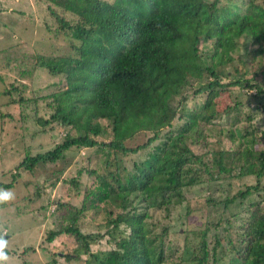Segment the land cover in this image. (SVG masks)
Instances as JSON below:
<instances>
[{"label":"trees","instance_id":"obj_1","mask_svg":"<svg viewBox=\"0 0 264 264\" xmlns=\"http://www.w3.org/2000/svg\"><path fill=\"white\" fill-rule=\"evenodd\" d=\"M44 1L63 52H39L35 39L32 47L29 40L20 42L23 49L15 46L29 58H5L18 78L36 70L52 77L43 86L49 92L32 99L18 84L7 90L19 92L13 102L20 106L33 101L38 108L44 100L41 114L33 108L27 122L30 146L16 168L56 166L79 148L103 156L102 168H93L86 156L78 176L63 179L80 205L53 202L54 228L46 231V241L72 235L92 254L90 246L107 236L110 247L92 254L94 264H264V128L256 121L259 110L251 107L257 100L264 109V0ZM43 24L50 28V21ZM236 88L248 91L241 93L244 101L233 95L232 104L217 109L221 93L231 97ZM61 129L64 134L54 139ZM140 132H146L142 142L129 146ZM49 135L52 141L31 150L38 136ZM200 140L209 155L189 147ZM244 177L255 182L233 191V182ZM198 187L206 190V207L241 210L235 212L240 224L224 243L216 237L209 247L207 241L210 226L222 218L182 232L173 226L183 205L187 216L195 212L191 201ZM34 190L38 200L40 188ZM63 207L72 208L67 218ZM88 209L104 211L100 227L106 232L81 231L78 220Z\"/></svg>","mask_w":264,"mask_h":264},{"label":"rangeland","instance_id":"obj_2","mask_svg":"<svg viewBox=\"0 0 264 264\" xmlns=\"http://www.w3.org/2000/svg\"><path fill=\"white\" fill-rule=\"evenodd\" d=\"M241 2V0H233ZM66 17L71 15L66 11ZM43 21H50V28L45 29ZM55 20L49 14L47 2L44 0H0V182L9 183L13 179V185L5 188L0 187V190H8L12 193V198L8 201L0 202V234L3 239L7 241L5 252L8 255L6 264H94L92 254L99 250H106L110 245L106 244L107 236L103 239L95 241L96 246H90V253L83 252L84 249L79 247L74 236L65 235L57 236L52 242L46 241V231L53 229V213H55V200L60 202H67L70 205H80V201L73 197V191L70 190L68 182L64 178L78 176L76 169L85 160L86 156H90L89 163L93 168L100 167L101 153L89 152L84 148H79L77 151H71L67 154L64 160H61L58 165L49 166L39 163L33 169L23 170L16 168L23 156L26 154L28 146H30L29 133L33 132V128H27V122L35 113L33 108V101L27 102V107L18 105L13 102L18 93L14 90L7 91L11 88L12 84L21 86V93L23 96L32 99L36 95H43L49 91H44L43 86L51 81L52 77L43 70H36L32 76L25 73L22 78H18L13 69V65L9 63L6 65L5 58H11L19 61L20 59L29 58L31 54H26L24 51H15V46L23 49L24 45L20 42L29 40L33 44L35 39L39 42L35 45L39 52L45 54L63 52V42L61 37H56L55 33ZM21 38V40H19ZM251 43H247V48H252ZM204 52V48L202 51ZM246 50L244 48L240 51L242 59L245 58ZM236 56V54H234ZM240 61V60H239ZM241 64H243L240 61ZM233 62V65H236ZM260 66H262L260 64ZM227 70L232 71L231 63L226 65ZM245 67H240L243 71ZM249 72L253 70L251 67ZM250 76V74L248 73ZM263 78V76H259ZM242 91L247 93L245 89L236 88L233 90L232 95L227 90L221 93L217 99V109H223L226 105L234 102L233 95H236L237 101L246 98L245 94L241 95ZM249 92H253L250 90ZM203 97H195L189 100L187 105L192 109L197 100H202ZM38 104V112L41 114L40 108L42 102ZM257 101V100H256ZM252 101L251 107L253 110H259L257 115V124L264 128V109L260 110L257 105L258 102ZM40 107V108H39ZM29 111V113H27ZM25 114L30 117L26 118ZM216 120L214 128L219 129L221 123ZM180 121H174L176 126ZM261 123V124H260ZM64 134L61 129L57 132L59 139ZM146 132H140L134 137L133 140L127 141L129 146L140 144L145 137ZM38 136L35 139L34 145L36 149L31 147L33 152H37V146L40 143L45 145V142L52 141L50 135ZM208 141L212 138L207 139ZM226 141V138H224ZM203 141L195 142L189 147L194 153H199L204 156L209 155V146H203ZM44 148V147H43ZM87 164L85 160L83 162ZM18 169V170H17ZM59 172H56L58 171ZM17 172V174H15ZM15 176H14V174ZM92 181V177L89 178ZM233 182L232 190L243 187L248 183H254L255 179L240 178ZM83 181V178H82ZM264 185V177L260 180ZM40 188V198L34 200L35 187ZM264 189V186H263ZM194 198L191 201V206L195 212H191L187 216L185 205L181 207V211L174 217V228L184 229L190 227L191 229L203 227L205 222H218L222 218V222L218 226H210V231L207 234V241L210 246L213 244L214 239L222 238L221 242L224 243L229 234H234V228L240 224L239 212L235 205H230L226 210L222 205L206 207L204 199L206 190L198 187V191L194 192ZM264 194V190H263ZM254 197L259 198L257 192L252 194ZM72 208L63 207L60 213L67 218ZM234 214H231V213ZM105 214L103 210H87L85 215L78 220V227L83 233L100 234L106 232V226L100 227L104 222ZM230 229V230H229ZM229 230V231H228ZM178 234V233H177ZM182 243V236L176 235ZM195 240V238H194ZM112 246V244H111ZM95 254V253H94ZM54 261V262H53Z\"/></svg>","mask_w":264,"mask_h":264},{"label":"clouds","instance_id":"obj_3","mask_svg":"<svg viewBox=\"0 0 264 264\" xmlns=\"http://www.w3.org/2000/svg\"><path fill=\"white\" fill-rule=\"evenodd\" d=\"M12 198V193L8 190H0V202L8 201ZM7 241L0 236V264H6L8 255L5 252Z\"/></svg>","mask_w":264,"mask_h":264}]
</instances>
